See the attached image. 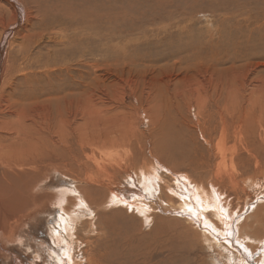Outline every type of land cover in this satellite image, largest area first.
<instances>
[{
  "label": "rangeland",
  "instance_id": "1",
  "mask_svg": "<svg viewBox=\"0 0 264 264\" xmlns=\"http://www.w3.org/2000/svg\"><path fill=\"white\" fill-rule=\"evenodd\" d=\"M12 1L20 6L23 18L20 19L10 1L0 0V46H3L5 65L12 66L11 71H19L15 74V92L11 88L4 90L0 102L15 116L23 113L29 120L33 114L34 123L40 127L38 131L45 139L50 138L49 124L56 121L57 170L46 174L44 166L37 167L33 173L46 177L43 184L36 181L26 184L15 175L6 180L0 178L2 203L13 198L14 190L21 186L26 190L32 187L34 195L76 187L90 202H95L96 197L107 200L110 191L114 197L110 198L108 210L95 212L96 232L89 226L80 227L78 217L72 215L70 221L76 226L80 239L99 243L102 249L109 245L106 235L112 231L115 235L126 232V243L131 248L139 249L141 253L144 248L151 249V257L140 256L137 264H243L242 258L231 252L241 248L235 245L236 234L234 243L228 244L226 241L231 240L227 238L231 239V236L224 232L227 238L226 241L222 238V244L227 249L222 246L219 250L209 249L207 244L204 251L200 240L186 232L184 223L188 222L184 216L153 211L158 214L154 217L156 221L153 219V223L151 220L148 224L142 216L128 217L118 208L125 205L121 203L130 204L134 196L155 202V197L140 192L130 165L133 158L141 162L143 155L139 147L142 145L152 149L154 161L158 160L155 151L164 160L159 161L162 169H157L159 165L153 161L155 169L162 176L176 178L179 184L185 181L192 184L186 175L192 180L212 179V173L224 175L226 181L234 177L238 187L220 182L219 190L207 184L221 196V206L223 202L226 204L224 219L234 229L238 222L244 224L258 196L264 199V102L255 100L256 95L264 93V0ZM38 10L47 16L45 23L56 21L52 27L42 28V33L46 34L34 43L38 38L35 34L39 33L35 27V15L40 17L41 14ZM55 12L57 16L53 17ZM47 30L61 32L63 36L57 37L60 41L57 45L48 43L46 35L50 32ZM103 54H106V60L100 74L105 75L107 89L98 97L102 101L97 110L110 114L111 110L120 107L118 128L112 131L124 137L117 136L114 142L85 144L81 134L91 129L94 115L83 120L78 114L84 109L78 105L77 97L65 96L60 91L71 84L65 76L67 72L82 75L87 71L84 67L91 61L102 63ZM90 75L94 76V72ZM75 84H71L72 87ZM209 89L221 92L222 99L211 103L217 97L210 95L208 101ZM230 89L235 92L236 103H233ZM56 94L57 100L49 98ZM205 95V110H199L198 101L200 103ZM226 106L229 108H224ZM223 108L227 109V114ZM207 112L212 114L210 119L206 118ZM76 124L81 125L79 131L75 129ZM185 129L188 136H179L180 143H184L180 151L184 150L185 154L181 152L183 159L180 161L181 157H178L175 163L166 157L163 148L172 144L173 131L181 133ZM22 137L28 143H35L30 134ZM15 172L19 175L17 170ZM111 174L113 177L108 178ZM252 175L258 178L255 177L252 187H248L244 179ZM192 187L197 188L194 184ZM62 204L63 201L59 206ZM194 205L197 203L192 207ZM59 211L58 205L43 207L37 214L33 213L29 221H22L19 230L15 231L21 244L0 239V264H53L46 253L56 254V250L48 235L57 223L53 224ZM189 212L191 217L197 214L202 221L212 222L222 230L213 209L208 208L203 213L197 207L194 215ZM78 216L81 219V213ZM104 216L108 218L107 222ZM21 218L11 224L12 229ZM160 218L163 221L157 223ZM201 227L220 236L213 227L206 224ZM187 236L193 240L188 241ZM247 239L252 241L249 236ZM89 247L81 240L75 243L78 263L86 264L85 255L93 253ZM57 248L59 255L60 245ZM35 252L44 254L37 260ZM243 253L251 259L244 260L248 264H264L245 251Z\"/></svg>",
  "mask_w": 264,
  "mask_h": 264
},
{
  "label": "bare ground",
  "instance_id": "2",
  "mask_svg": "<svg viewBox=\"0 0 264 264\" xmlns=\"http://www.w3.org/2000/svg\"><path fill=\"white\" fill-rule=\"evenodd\" d=\"M8 1H10L9 3L15 7L17 14H19L20 19H22L23 12L20 6L18 5V3H15L12 0H8ZM31 3L32 2L30 1V4ZM9 10L11 12V15L14 17V13H13L14 11L12 10L11 7ZM38 11L41 14H40V17L35 15V20H36L35 27L37 30H39V33H36V34L34 33L38 37L34 43L38 42V40H41L46 34V33H42V28H47V27L50 28L53 26V22L56 21L54 20L52 22L45 23L47 21V16L45 15V13L41 12L40 10ZM56 16H57V12L53 14V17H56ZM46 36H48V39L45 38L48 41V43L57 45V42H60L59 40H57L58 39L57 37L61 36V32L59 33L50 32ZM87 53L89 54V51ZM102 60H103L102 63H99L98 60H95L94 62L91 61V63H88L86 67H84V68H87V71L86 72L84 71V74L82 75L75 76L72 73L67 72L65 74L67 79L71 81V84L73 83H76V84L75 86L73 85V87L70 84L66 88H64L62 91H60L65 96L68 95L69 97L71 96L72 98L77 97L78 105L80 107L82 106L84 109V112H80L78 114L80 117L83 118V120L87 119L88 117H92L94 115L93 121L90 122L91 129H87L83 131L81 134V139L85 144L91 143V144L97 145L99 142L101 143H105L107 141L114 142L117 136H120V137L122 136V138L124 137V135H121V134H118L117 132L112 131L115 128H118L117 119L120 117V107H116L115 109L111 110L110 114L104 113L99 109L97 110V105L102 101V99L98 97H100L101 95L103 96L105 93L104 91L107 89V81L104 78L105 75L100 74L102 71L101 68L105 66L106 54H103ZM4 61L5 59L3 58V46L1 45L0 46V82H1L0 99L3 97L4 90H8L9 88H11L13 89V92H15V89L13 86L15 85V82H16L15 74H17V72L19 71V69H16V70L14 69L13 71H11L10 68L12 66L7 67ZM224 64H228V62H224ZM1 71L3 74H1ZM91 72H94V76L90 75ZM209 90H211V92L210 91L208 92V101L210 99L209 97L210 95L217 97V98H213L211 103H215L217 101L219 102L222 99L221 92L218 93L216 92V90H213V89H209ZM93 92H96V94H94ZM61 93H57V94H61ZM230 93H232L233 103H236L235 92L230 89ZM57 94H56V97H49V98L52 100H57ZM245 95H247L248 97V93H245ZM206 96L207 95H205V97L202 99L200 103L198 101L199 110L200 108L202 110L203 109L205 110L204 106H205ZM255 100L258 102H264V93L262 95H256ZM23 103L25 104L26 102H23ZM6 104L8 103H5V105ZM16 104H17V101H16ZM196 108H197L196 110L198 111V107ZM224 108H229V106H226ZM6 109L3 107V103L0 102V178L6 180L8 177L15 175L18 179H20V181H25L26 184H31L34 181H36L35 183L39 182L43 184V182H45L46 180V177L44 175H38L33 172H36L35 169L40 166H44L45 173L47 171L57 170V146L55 145L57 141L54 139L55 135L57 134V123L56 121H54V123H51V124L48 123L49 128L51 130L50 138L45 139L44 136H42V132L38 131V130H41L40 127H37V125L34 123L35 118L33 119V114L31 116L32 118L28 120V117L23 116V113L21 116L20 115L15 116L7 112ZM224 112L225 114H227V109H224ZM78 115L74 117V120H77L76 118H78ZM211 117H212L211 112H207L206 118L210 119ZM48 120L49 119H47V121ZM53 120H55L54 117H53ZM80 127L81 125L79 124L75 125V129L77 131H79ZM172 127H174V125ZM71 130L73 131L72 127H71ZM72 131H71V134H72ZM187 133L188 131L186 129L181 130V133L180 132L177 133L173 131L172 134H174V136H172L171 138L172 144L169 146H166V148H163L164 149L163 153L166 155V157L168 159L171 158V160L173 159L175 163H177L176 161L177 158L181 157L182 151H180V148L182 144L184 145L183 141H181L182 144L180 143L179 136H183V135L188 136ZM29 134L32 135V138L35 140L34 144L26 142V140L22 137V136H26ZM5 135H7V137H5ZM201 136L202 135L200 134V137ZM139 148L141 149L140 152L143 155L141 162L133 158L130 162V165L133 169V175L138 181L140 192L143 195L145 194L150 198L154 199L155 197V200H153L155 202H147L146 197L144 198V197L134 196L130 204L121 203V205L122 204H125V205L118 208V210L126 212V215L128 217H133L138 214L142 216L148 224L151 223V220L153 223L154 217L158 215V214L155 215L153 211L162 213L163 215L170 214V215L181 217V218L182 216H184L188 224L184 221L185 226L183 224L182 225L185 227L187 233H191L193 237L200 240V243H199L200 247H202L204 251H206L205 245L207 244H209V249L217 248L219 250L221 246L226 248L225 245L222 244L223 239L224 241H226V238H227V236L226 237L224 236V232H226L227 234L231 236V239L227 238L228 240H231L230 242L226 241V243L228 244L234 243L233 237L236 234L237 239L235 241V245L241 248H239V250L236 248L234 249L235 252L232 250L231 252L234 253L236 256H239V258H242V260H240L241 263L248 264V262H245L244 260L247 258L250 259L246 254L243 253V251H245L251 258H255L259 262H264L263 261V257H264V199L262 197L259 198L258 196V199L255 201V204H253L251 208L252 213L244 219L243 225H241L240 222L237 223L236 225L237 230H236L230 225H228L224 219V217L227 215L226 210H225L226 204L223 202V206H221L220 204V201L222 202L221 196L218 194L217 191H215L213 187L207 186V184H211L212 186L219 189L220 182L221 183L227 182L230 187H238L239 183L238 181L235 180L234 177L227 178V181H226L224 179L225 178L224 175H221L219 173H215V174L212 173V177H213L212 179H210L209 177V180H192L190 176L186 175L187 178L190 180V182L196 185L197 188H193L192 184H190L187 181H185L183 184H179L176 178L172 179L167 176H162L159 170H157V169H162L161 162L159 161L161 160L164 161V160L158 156V153L156 151H155L156 153L154 152V154H157L156 156L158 160L154 161L155 158L153 157V153L151 152L152 149L148 148L149 149L148 150L146 146H143V145L142 147L140 146ZM187 151H189V149ZM151 156L153 158H150ZM255 157H258V156H255ZM181 159H183V157H181L179 160L181 161ZM153 161L157 165H159L157 169H155L153 165ZM254 163L255 165H258L256 161ZM15 170L18 171L19 175H17ZM168 172L170 174H173L171 173L172 171L170 172V170ZM107 177L112 178L113 174ZM255 177L257 176L255 175L251 178L249 177L246 180L244 179L245 177L243 178L244 182L248 183V187H252V184H254V181H255ZM130 178H132V176ZM247 183H244V184H247ZM258 185H259V182H258ZM209 189L211 191H208ZM14 191L16 192L15 196L18 195L17 198L14 199L15 196L13 198L9 197V200L7 203H2V201L0 200V203H1L0 204V227H1L0 228V232H1L0 239H2V241L12 240L14 242L17 241L18 244H21L22 241L15 236L16 235L15 231L16 229L19 230V228L22 225V221L24 220L29 221L31 219V215L33 213L37 214V212L41 211L43 207H51V206L54 207L55 205L56 206L58 205V207L60 208V211L57 215L56 220H54L53 224L55 222L57 223L52 227L51 229L52 232L48 235L51 245L55 246L54 248L56 250L55 251L56 254H54L53 252L46 253L48 254L47 256L49 257V260L50 261L53 260V264H80L77 262V259H75L77 256V252L74 248L75 243L80 242V240L83 242L84 245L89 244L90 245L89 248L93 251V253L85 255L84 262L86 264H137L140 256H142L143 258L147 256L151 257L150 255L151 249L144 248V251L141 253V250L137 249L136 251L135 248H131L130 245L126 243V239H127L126 232H124V234L119 233L120 235H115L114 231H112L113 233L106 235L109 245L103 246L102 249L99 248V245H98L99 243L91 244L87 241V238H85V240H82L78 237L76 226L70 221L72 219V215L74 214L78 217V222L80 224V227L83 226L87 228L89 226L92 230L95 231L96 228H95V225L93 224V221L96 219L95 212L98 211V212L103 213L108 210V208L111 205L110 198L114 197L112 196L113 192L109 191V193H107V196H108L107 200L104 198L102 199L100 197H96L95 202H90L85 197L84 193L79 188H76V187H73L72 189H62L61 192L52 193V194L39 193V194L34 195L32 194V187L29 190H26L25 186H21L20 188L15 189ZM117 200L121 201L120 199H117ZM62 201L64 202V205L62 204L61 206H59L60 202ZM195 202L197 203V205H194L193 206L194 208H193L192 204ZM197 207H199L203 211V213L208 208L213 209L214 217L223 226L222 230L218 229L214 223L207 222L205 220L202 221L197 214L194 215L195 211H197ZM189 211L192 212V214L194 215V218L188 214ZM127 212H130V213L127 214ZM79 213H81V219H79V216H78ZM19 217H22L21 221L16 222L14 225V228L12 229L11 224H13L14 221H17ZM104 219L107 222L108 218H106V216H104ZM175 220L176 222H180L178 219H175ZM154 221H156V219H154ZM160 221H163V219L160 218L159 220H157V223H159ZM203 224L213 227L215 230H217L220 233V236L215 233H212L210 229L201 227ZM248 236L250 240L252 241H249L247 239ZM193 237L187 236V240L188 241L193 240ZM255 242H257V244H260V245L253 246ZM111 244H115V246L112 247ZM58 245H60L59 255L57 252ZM229 246H233V245H229ZM95 249L97 250L95 251ZM35 253H37L36 257H34L35 259L40 258V256L44 254L40 252H35ZM64 257L67 260L69 259L68 262L66 260H63ZM170 258L171 257L169 256L168 259ZM249 263L253 264L252 262H249Z\"/></svg>",
  "mask_w": 264,
  "mask_h": 264
},
{
  "label": "crops",
  "instance_id": "3",
  "mask_svg": "<svg viewBox=\"0 0 264 264\" xmlns=\"http://www.w3.org/2000/svg\"><path fill=\"white\" fill-rule=\"evenodd\" d=\"M63 260H66L67 261V259L64 257V259ZM69 260V259H68Z\"/></svg>",
  "mask_w": 264,
  "mask_h": 264
}]
</instances>
